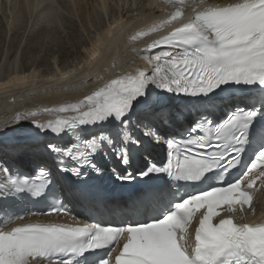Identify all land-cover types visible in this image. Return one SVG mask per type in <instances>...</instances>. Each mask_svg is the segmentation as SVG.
Returning a JSON list of instances; mask_svg holds the SVG:
<instances>
[{"label": "snow or ice", "instance_id": "1", "mask_svg": "<svg viewBox=\"0 0 264 264\" xmlns=\"http://www.w3.org/2000/svg\"><path fill=\"white\" fill-rule=\"evenodd\" d=\"M183 0L176 5L170 22L182 16ZM198 7V6H197ZM196 40L209 43L203 47H188ZM166 47L154 56L151 71L123 73L103 86L93 90L79 102L62 108L64 113H74L64 118L39 123L31 121L41 130L59 132L69 123H85L104 119L115 114L120 119L128 110L133 99L143 93L145 85L152 81L162 88H175L178 92L190 94L208 93L222 83L259 82L264 85V0H242L224 7L204 8L196 11L189 22H182L161 40L154 41L145 51ZM181 50L176 54L175 50ZM96 53H93L95 56ZM34 115V114H33ZM256 112L238 108L218 125L202 118L194 125L185 139L170 138L165 141L169 153L167 161L161 166L150 164L141 175L150 172L177 173L188 179H198L209 169L223 166L224 170L239 162L240 146L246 140V129ZM15 120L28 119L17 115ZM200 129L203 135L192 133ZM145 135L158 142L163 140L156 132L145 129ZM102 138H106L101 134ZM125 142L131 139L125 130ZM211 139V143L207 142ZM96 138L83 144L64 149L67 156L77 160L80 165H92L88 158L90 152L98 147ZM59 151L55 145H49ZM122 162L127 163V151L121 148ZM227 160V163L224 162ZM256 160H264V149L254 159L251 168H256ZM63 167V163H61ZM73 175L80 174L79 167L68 169ZM99 171V169H97ZM7 168L0 165V174ZM40 174L46 175L44 169ZM130 179L131 177H121ZM264 178V169L256 175L244 174L227 186L213 187L201 191L179 202L175 210L162 219L141 224H128L126 228L101 227L85 224H48L15 226L0 230V260L3 264H40V259L52 264H72L71 258L60 259L52 253L82 254L87 249L110 247L108 257L100 264H110L113 250L123 235L125 243L115 264H264V219L253 223H234L231 217L212 223L214 208L222 201L228 204L250 205L253 183ZM10 183L20 190L28 184L27 178L19 183ZM243 182V187H242ZM34 195L40 194L37 188ZM207 204V211L199 219L195 228L194 242L189 246L187 226L193 216V204ZM62 207V206H61ZM60 210V209H54ZM87 237V239H83ZM126 257V258H125Z\"/></svg>", "mask_w": 264, "mask_h": 264}, {"label": "bare ground", "instance_id": "2", "mask_svg": "<svg viewBox=\"0 0 264 264\" xmlns=\"http://www.w3.org/2000/svg\"><path fill=\"white\" fill-rule=\"evenodd\" d=\"M43 1L44 0H2V2H0V9L3 7L4 10L8 11L9 8V13L12 15L7 31L16 29L17 25L20 23V19L16 16L17 14L22 13L25 15L26 12L30 15L32 12H37V16L39 17L38 13L41 16L42 21L40 23L43 25V32H50V34L55 35L56 32H58L57 29L61 27L60 17L58 15L59 10L57 11L52 5H48L46 2L47 0L45 2ZM98 1L100 5L97 6L100 7L101 11H105L104 5L107 3V0H97V3ZM214 1L215 3H220V5L224 2V0ZM201 2L203 5H207L204 0H201ZM132 3L131 1V4ZM92 15L95 16V14ZM137 16L140 18L146 16L145 18L147 19L130 21L124 20L122 16L113 18L108 22L104 29L94 34V39H92L93 41L91 40L92 43L90 42L91 46L86 47V49L84 48L85 50L83 49L84 58H81L74 68L58 69L59 71L57 70L55 74H52L51 72L53 70L56 71V68L53 66V70L51 69L52 71L50 70L49 73L43 75L37 74L38 76H36L35 69H33L31 63H26V69L18 73L17 70H14L16 66L12 63L14 61H12V72L7 74L3 77L2 81H0V137L4 133L13 130L22 129V131H25V129L29 130L33 129V127L36 128L37 125L31 121L32 119H35L39 123H47L49 120L54 121L58 117L64 118L65 116L73 115L74 113H64L60 110L79 102L93 90L98 89L111 79L123 73L138 72V67L140 65H143L141 68L144 70L148 68L151 69L152 64H150L149 61L151 60L153 64L155 63L153 58L157 52L140 54L139 47L141 44H135L130 38H127L128 44L126 46L128 48L124 49L126 42L122 38V26L120 27V25L125 24L126 26L137 27V30L140 29V31L144 33L149 31V29L144 26L148 24H161L162 19L161 16L156 14L152 1H149L147 3V9L140 12ZM25 18H27L26 22L30 19L29 16ZM82 18H84V16ZM92 19H96V17ZM144 21L147 23L142 24ZM136 37H138L137 34ZM134 38L135 37H133V39ZM138 38L141 40L144 39V36L141 35V37ZM32 47L36 48V46ZM135 48L137 50H135ZM4 50L2 46H0V63L6 60L2 57H14L13 54L8 51L6 52V50V53L3 52ZM18 53L15 54L18 55ZM93 53H96V55L93 56ZM148 55H153V57H148L147 59L146 57ZM17 57L18 56H16V58ZM24 59L26 62L28 60L31 61L28 57ZM15 62L17 65L18 59ZM5 63L6 61L4 64ZM0 69L2 68L0 67ZM17 115H26L28 119H21L18 121L13 119V117ZM70 124L71 123L67 125ZM5 152H9V149Z\"/></svg>", "mask_w": 264, "mask_h": 264}, {"label": "rangeland", "instance_id": "3", "mask_svg": "<svg viewBox=\"0 0 264 264\" xmlns=\"http://www.w3.org/2000/svg\"><path fill=\"white\" fill-rule=\"evenodd\" d=\"M45 1L46 0L43 2ZM137 1V9L143 8L145 2L142 0ZM0 2H2V0H0ZM69 3L70 6L68 5ZM69 3L60 1L55 8L57 11L59 10L58 15L61 22V27L57 29L58 32H56L55 35L50 34V32H43V25L40 23L42 21L41 16L38 13V17L37 12H32L30 15L26 12L25 15L22 13L17 14L16 16L20 19V23L17 25L16 29H10L9 32L7 30L12 15L9 13V8L8 11L4 10L3 7L0 9V46H2L3 50L5 49L6 52L8 51L14 56L12 58L7 56L2 57L6 60L0 63V67L2 68L0 69V81H2L3 77L12 72V61H14L12 63L16 66L14 70H17L18 73L23 72V70L26 69V63H31L33 69H35L36 76L49 73L51 69L53 70V66L56 68V71L51 70L52 74H55L58 69L63 70L64 68L67 69L69 67L74 68L81 58H84V50L86 47L91 46L90 42L92 43V39L95 36L94 34L106 27L103 26L107 25V19L112 16L114 17L115 14H118L121 11H126V9H124V4L121 5V0H107V3L104 5L105 11H102L105 13L104 16L100 14L101 10L99 11L100 7L96 4L97 0H72L69 1ZM134 4L135 2L131 4L132 7ZM134 9L135 8H131L130 10L133 11ZM144 10H146V8L136 14L139 15V13ZM8 13L10 17L7 16ZM92 14H95V16ZM136 14H127L123 16V19L130 21L147 19L145 18L146 16L140 18ZM28 16L30 19L26 22L27 18L25 17ZM83 16L84 18H82ZM6 17L9 18L7 19ZM93 17H96V19H92ZM88 20L91 23H89ZM29 45L36 46V48ZM5 50L3 52H5ZM15 53H18V55ZM16 56L18 57L16 58ZM25 57L30 58L31 61L28 60L29 62H26L24 59ZM17 59L18 68L15 62ZM5 61L6 63L4 64Z\"/></svg>", "mask_w": 264, "mask_h": 264}]
</instances>
